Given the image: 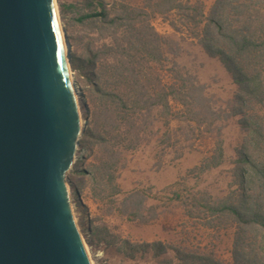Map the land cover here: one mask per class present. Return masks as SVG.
<instances>
[{"label":"rangeland","instance_id":"374dc122","mask_svg":"<svg viewBox=\"0 0 264 264\" xmlns=\"http://www.w3.org/2000/svg\"><path fill=\"white\" fill-rule=\"evenodd\" d=\"M102 1L107 8L126 5L146 12L144 18H147L149 26L164 39L160 43V62L151 63L150 72L159 75L165 83L176 82L178 77H189L187 81L201 85V93L204 91L210 106L220 113L215 122L217 127L213 129H219L216 132L210 130L211 127L208 130L197 126L194 120H185L180 116V105L170 101L168 117L162 119L157 112H153L143 140L134 149L126 150L118 144L113 147V160H117V166L109 169V164L105 163L109 154L105 150L112 142H102L105 134L99 128L102 116L93 118L89 111L92 105L87 104V100H95L99 104L90 84L93 69L78 67L75 58L71 57V75L79 87L82 85L90 123L78 141L77 159L66 178L74 185L71 190L78 210L77 223L93 264H180L171 250L155 255L148 248L129 257L131 253L127 244L135 246L154 242L209 254L223 264H230L236 229L207 219L203 208L198 206L199 203H215L230 192H240L237 183L238 156L246 137L241 117L230 116L237 108L238 86L223 64L209 57L191 33L192 29L201 32L212 17L218 0H180L190 5H202L203 15L199 17L198 26L187 21L179 11L152 15L149 7L152 0ZM54 5L70 38L71 54L87 57L89 49L99 50L97 62L111 60V53L106 47L113 44L111 33L118 32V29L94 20L76 21L81 14L97 8L96 2L90 5L89 0H54ZM60 6H64L63 18ZM254 11L264 22V3L260 2ZM253 110L264 117V105ZM225 116L228 118L225 119ZM87 128L94 138L84 136ZM167 138L171 146L164 142ZM216 140L222 145V164L199 173L197 167L210 154ZM93 167L103 176L95 173L97 170ZM134 193L141 194L139 214L151 220L147 224L127 215L131 206L127 208V204V209L121 206L124 198Z\"/></svg>","mask_w":264,"mask_h":264},{"label":"trees","instance_id":"16d2710c","mask_svg":"<svg viewBox=\"0 0 264 264\" xmlns=\"http://www.w3.org/2000/svg\"><path fill=\"white\" fill-rule=\"evenodd\" d=\"M152 1L149 6L152 15L179 11L194 26L199 25V17L203 15L201 4L190 5L180 0ZM93 2L97 3V8L90 13L81 14L76 21L94 20L109 28L118 29V32L111 33L113 44L106 47L111 53V60L97 62L99 50L89 49L87 57L77 53L71 55L79 64L78 67L93 69L90 84L99 104L95 100H87V104L92 105V110L89 111L93 118L102 116L99 126L105 133L102 142H112L105 150L109 154L108 161H105L109 164L107 168L117 166V160H113V147L118 144L126 150L134 149L143 140L153 112H157L162 119L168 117L170 101L180 105L179 113L185 120H194L197 126L208 130L210 127V130L216 128L215 122L220 112L210 106L209 98L204 91L201 93V85L187 81L189 77H178L176 82L165 83L159 75L150 72V64L160 62V43L164 39L149 26L147 18H144L146 12L126 5L107 8L102 0H89L90 5ZM260 2L263 4L264 0H218L212 17L204 24L201 32L191 30L204 52L209 57L218 59L238 86L237 108L232 110L230 116H240L242 128L246 131L238 156L237 183L240 192H230L215 203L198 204L203 208L207 219L236 229L230 264H264V117L253 110L264 105V22L260 21L258 12L254 11ZM64 12V6H60L62 18ZM116 34L118 35L115 36ZM66 36L70 43L67 33ZM89 123L87 118V125ZM213 131L218 132L219 129ZM84 136L94 138L88 128ZM164 142L172 145L168 138ZM222 162V145L216 140L210 154L203 159L196 171L202 173L220 166ZM94 169L97 170L95 173L100 174L96 167ZM140 195H129L124 198L121 206H131L127 215L147 224L151 220L139 214L142 203ZM127 248L131 258L134 253L144 252L149 248L155 255L173 251L180 264H223L209 254L191 252L161 242L135 246L127 244Z\"/></svg>","mask_w":264,"mask_h":264},{"label":"water","instance_id":"95a60500","mask_svg":"<svg viewBox=\"0 0 264 264\" xmlns=\"http://www.w3.org/2000/svg\"><path fill=\"white\" fill-rule=\"evenodd\" d=\"M60 25L53 0H0V264H90L67 192L80 106Z\"/></svg>","mask_w":264,"mask_h":264},{"label":"bare ground","instance_id":"6f19581e","mask_svg":"<svg viewBox=\"0 0 264 264\" xmlns=\"http://www.w3.org/2000/svg\"><path fill=\"white\" fill-rule=\"evenodd\" d=\"M54 1V0H53ZM58 15V14H57ZM60 40H61V44L63 46V50H64V56L66 58H68V56H71V51L68 50V46H67V40L65 39V35H64V30L62 29V26L60 25ZM72 60V59H71ZM69 71H70V66H69ZM71 73V71H70ZM77 91H78V100H79V106H80V114H79V119H78V128H79V134L77 135V137L75 138L76 143H78L79 139H80V135L82 134L83 128H84V102L81 99V95H82V91L79 87H77ZM79 151V147L78 144L75 145V159H77V153ZM67 192L69 195V201H70V206H71V210L73 212V215L75 217V221L78 222V210L76 209V206L74 204L73 198H72V190L70 188V186L67 185ZM81 233V231H80ZM82 236V234H81ZM82 240H83V245L85 248V251L87 253V257L89 259L90 264H93L92 258H91V254L89 252V248L86 244V241L84 240L83 236H82Z\"/></svg>","mask_w":264,"mask_h":264}]
</instances>
